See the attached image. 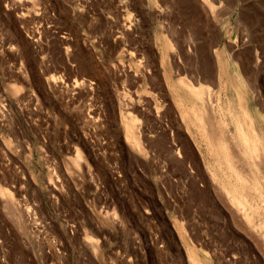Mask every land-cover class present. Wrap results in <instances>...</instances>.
<instances>
[{"label":"rangeland","instance_id":"1","mask_svg":"<svg viewBox=\"0 0 264 264\" xmlns=\"http://www.w3.org/2000/svg\"><path fill=\"white\" fill-rule=\"evenodd\" d=\"M0 264H264V0H0Z\"/></svg>","mask_w":264,"mask_h":264},{"label":"bare ground","instance_id":"2","mask_svg":"<svg viewBox=\"0 0 264 264\" xmlns=\"http://www.w3.org/2000/svg\"><path fill=\"white\" fill-rule=\"evenodd\" d=\"M194 90L198 93V94H201V96H204L206 93H208L207 91L208 90H206V89H204L202 86H200V87H198V88H194ZM195 93V92H194ZM196 94V93H195ZM134 144H135V147H138V143H135L134 142ZM255 145H256V142H253V143H250L249 141L247 142V144H246V148H247V151L249 152V153H254V156L256 157V156H258V155H260V151H256V147H255ZM78 154V156H79V153H77ZM77 156V157H78ZM80 157V156H79ZM80 159V158H79ZM230 197V196H229ZM229 197H227V200H226V202H225V204L226 205H229V203H230V199H229ZM243 202V201H242ZM27 210V209H26ZM28 212V211H27ZM248 213V212H247ZM249 214V213H248ZM246 216V215H245Z\"/></svg>","mask_w":264,"mask_h":264}]
</instances>
